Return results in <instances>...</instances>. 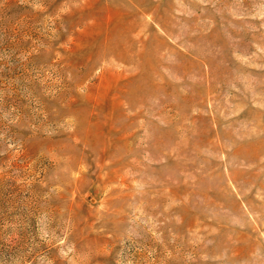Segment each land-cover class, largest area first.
<instances>
[{
    "label": "rangeland",
    "instance_id": "obj_1",
    "mask_svg": "<svg viewBox=\"0 0 264 264\" xmlns=\"http://www.w3.org/2000/svg\"><path fill=\"white\" fill-rule=\"evenodd\" d=\"M0 264H264V0H0Z\"/></svg>",
    "mask_w": 264,
    "mask_h": 264
}]
</instances>
